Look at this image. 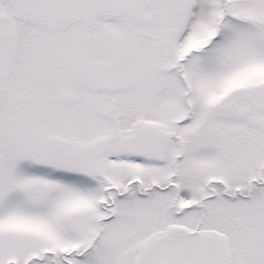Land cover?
Masks as SVG:
<instances>
[{
  "label": "snow or ice",
  "instance_id": "1",
  "mask_svg": "<svg viewBox=\"0 0 264 264\" xmlns=\"http://www.w3.org/2000/svg\"><path fill=\"white\" fill-rule=\"evenodd\" d=\"M0 264H264V0H0Z\"/></svg>",
  "mask_w": 264,
  "mask_h": 264
}]
</instances>
